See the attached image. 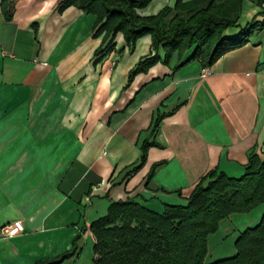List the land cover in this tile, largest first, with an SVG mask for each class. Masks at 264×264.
<instances>
[{
	"label": "crops",
	"instance_id": "obj_1",
	"mask_svg": "<svg viewBox=\"0 0 264 264\" xmlns=\"http://www.w3.org/2000/svg\"><path fill=\"white\" fill-rule=\"evenodd\" d=\"M60 1L14 0L7 19L0 0V228L16 220L24 228L0 239V264L71 252L59 264H95L89 228L112 203L161 214L185 206L209 172L239 178L250 154L264 158V4L242 2L222 37L258 27L211 66L189 62L193 49L164 63L159 49L160 60L128 82L155 54L149 36L132 48L121 34L102 44L95 17L58 13ZM239 215L207 237L204 264L236 255L253 227Z\"/></svg>",
	"mask_w": 264,
	"mask_h": 264
},
{
	"label": "trees",
	"instance_id": "obj_2",
	"mask_svg": "<svg viewBox=\"0 0 264 264\" xmlns=\"http://www.w3.org/2000/svg\"><path fill=\"white\" fill-rule=\"evenodd\" d=\"M1 0L5 16H11V3ZM152 0H61L56 10L74 7L95 17L94 34L102 33V44L121 34L127 47L149 36L153 56L140 60L129 72L128 82L146 72L164 53L168 63L193 48L188 61H199L202 68L211 66L224 54L243 47L257 23H250L234 38H223V32L234 28L244 0H177L155 16L139 17ZM264 0H258L261 7ZM102 51L97 50L95 57ZM102 57V56H101ZM98 60V59H97ZM149 145L143 144L141 162ZM264 204V158L250 154L244 173L229 178L209 172L196 185L185 206H165L156 214L138 205L112 203L107 214L90 225L95 239V264H204L206 239L217 231L220 221L232 214H246ZM236 255L213 264H264V214L257 225L245 229L234 244ZM72 256L37 262L59 264Z\"/></svg>",
	"mask_w": 264,
	"mask_h": 264
},
{
	"label": "rangeland",
	"instance_id": "obj_3",
	"mask_svg": "<svg viewBox=\"0 0 264 264\" xmlns=\"http://www.w3.org/2000/svg\"><path fill=\"white\" fill-rule=\"evenodd\" d=\"M176 1L177 0H173V2L169 4V0H152L144 9L147 14L155 16L156 14H158L160 11H162L165 8H173ZM135 12L139 17H141V14L139 13L140 10H136ZM263 214H264V204H261L255 209H253L251 212L239 215L241 217H238V218H241L242 220H244V222L249 220L250 221L249 225L251 226L253 225L254 227L256 223H258V221L260 220ZM252 220L254 222H251Z\"/></svg>",
	"mask_w": 264,
	"mask_h": 264
},
{
	"label": "built area",
	"instance_id": "obj_4",
	"mask_svg": "<svg viewBox=\"0 0 264 264\" xmlns=\"http://www.w3.org/2000/svg\"><path fill=\"white\" fill-rule=\"evenodd\" d=\"M43 66H46L43 64ZM203 74L206 75L207 71L203 70ZM23 224L21 221L16 220L9 224H6L0 228V239H10L23 232Z\"/></svg>",
	"mask_w": 264,
	"mask_h": 264
}]
</instances>
